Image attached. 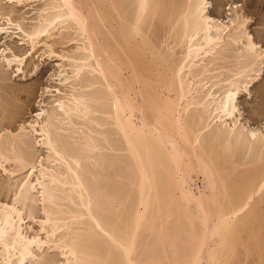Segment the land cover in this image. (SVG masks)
<instances>
[{
	"label": "bare ground",
	"instance_id": "obj_1",
	"mask_svg": "<svg viewBox=\"0 0 264 264\" xmlns=\"http://www.w3.org/2000/svg\"><path fill=\"white\" fill-rule=\"evenodd\" d=\"M2 1L0 35L76 44L46 108L0 128V168L27 172L0 200V264H264V121L238 106L264 46L242 7L220 19L210 0H44L25 30ZM39 202L44 235H28Z\"/></svg>",
	"mask_w": 264,
	"mask_h": 264
},
{
	"label": "rangeland",
	"instance_id": "obj_2",
	"mask_svg": "<svg viewBox=\"0 0 264 264\" xmlns=\"http://www.w3.org/2000/svg\"><path fill=\"white\" fill-rule=\"evenodd\" d=\"M43 2L44 0H23L18 3L16 0H3L1 4L5 12L12 11L10 16L14 22H20L27 30L38 21ZM210 2L212 15L220 19H227L231 4L241 6L242 11L249 18V31L264 46V0H210ZM10 28V36L0 35V128L16 134L22 125L33 121L37 112L42 107L46 108L52 95L56 94L55 91L48 92L47 88L55 90L59 86L62 87L60 72L64 60L58 55L72 50L76 43L70 40L72 36L62 41L56 38L57 42L47 38L45 32L42 34L43 39L32 48L29 37L23 31L17 29L15 25ZM4 49L7 56L17 52L25 58L23 70L18 71L16 66L9 67L3 62L1 53ZM238 106L244 120L251 125L259 126L264 121V70L261 78L250 84L249 92L245 91L239 95ZM28 139L33 141L32 137ZM36 154L43 157L46 153L43 149H39ZM14 165L13 162L4 163L7 171L0 168V200L11 201L18 187L17 184L27 174L26 170L17 172L18 167ZM198 183L200 184V180H197ZM197 184L194 186L196 187ZM34 208L35 219L26 218L24 229L28 235L39 233L43 236L40 224L42 219L40 202L35 203ZM150 241L149 244L152 243L151 239ZM47 253L57 259L59 257L57 251L48 250Z\"/></svg>",
	"mask_w": 264,
	"mask_h": 264
}]
</instances>
